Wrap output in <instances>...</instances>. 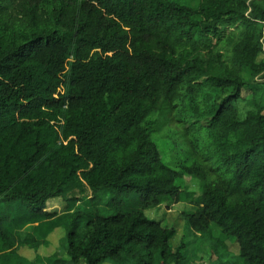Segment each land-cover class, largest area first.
<instances>
[{
	"label": "trees",
	"instance_id": "1",
	"mask_svg": "<svg viewBox=\"0 0 264 264\" xmlns=\"http://www.w3.org/2000/svg\"><path fill=\"white\" fill-rule=\"evenodd\" d=\"M256 79L264 0H0V264H44L38 249L57 227L63 256L46 264H195L190 236L210 248L209 264H264ZM238 101L251 102L241 120ZM159 135L182 153L173 168ZM185 176L201 195L173 245L165 216L144 211L177 203ZM103 195L109 214L76 208ZM57 198L60 215L47 211Z\"/></svg>",
	"mask_w": 264,
	"mask_h": 264
},
{
	"label": "rangeland",
	"instance_id": "2",
	"mask_svg": "<svg viewBox=\"0 0 264 264\" xmlns=\"http://www.w3.org/2000/svg\"><path fill=\"white\" fill-rule=\"evenodd\" d=\"M181 5L194 8L198 0H171ZM256 82H261L264 80L256 79ZM264 101V99H262ZM251 102H236L234 106L237 110L238 118L241 120L245 117L246 112L251 109ZM154 143L157 145L159 153L161 155L162 162L166 164L168 167L173 168L174 164L178 163L182 157V153L177 152L175 144L168 138L163 137L162 135L154 136ZM177 185L182 188V194L177 203H174L170 199L161 198L160 204L158 207L153 209H148L144 211V215L148 219H162L165 216L166 223L168 226H172L176 229L177 236L174 240H172L173 245H176L178 242V237L182 233L183 221L181 217V213H191L195 212L199 206L198 200L201 195V183L189 176H185L183 179H179L177 181ZM133 198V197H132ZM107 195L102 196V202L98 206H94L92 200L89 197H83L79 203H77L76 208L81 210L85 215L93 213V211L97 208L103 214H109V210H106L105 203L107 201ZM134 200V199H132ZM136 200V199H135ZM135 202V201H133ZM67 202L61 198L50 200L47 203V211L54 212L56 215L63 214L66 210ZM134 203L129 205L132 207ZM22 206V205H21ZM23 207V206H22ZM1 209V206H0ZM75 210L72 208V211ZM16 213V211L14 212ZM22 213V212H20ZM37 223L32 224L31 226H35ZM22 227L21 229H17V232H30L34 233V229L31 227ZM64 235L65 230L63 227H57L53 229L50 233H48L45 239L41 242V246L38 249V254L42 259L43 263L46 264V258L52 254H57L58 256H63L64 247ZM212 236L213 238L223 239L219 229L212 227ZM198 236L195 238L190 236L189 242L185 253L190 258L191 263L195 264H209L210 260L213 259V255L211 254L210 248L199 241ZM229 252L236 253L237 247L235 244L227 243ZM21 254L27 260H32L35 257V251L32 249H24L21 250Z\"/></svg>",
	"mask_w": 264,
	"mask_h": 264
}]
</instances>
